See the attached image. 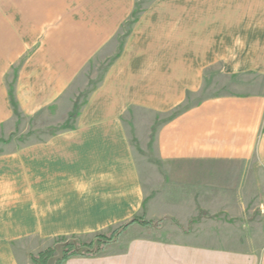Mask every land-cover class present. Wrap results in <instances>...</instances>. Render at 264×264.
Here are the masks:
<instances>
[{"label":"crops","instance_id":"1","mask_svg":"<svg viewBox=\"0 0 264 264\" xmlns=\"http://www.w3.org/2000/svg\"><path fill=\"white\" fill-rule=\"evenodd\" d=\"M96 59L108 62L89 88ZM215 69L235 90L187 106ZM248 76L264 78V0H0V139L18 118L60 124L84 98L70 127L2 146L0 264L137 215L191 216L220 172L255 164L264 188V87L247 89ZM152 230L132 224L102 255L62 264H264V246Z\"/></svg>","mask_w":264,"mask_h":264},{"label":"rangeland","instance_id":"2","mask_svg":"<svg viewBox=\"0 0 264 264\" xmlns=\"http://www.w3.org/2000/svg\"><path fill=\"white\" fill-rule=\"evenodd\" d=\"M142 1L145 4L148 2V0ZM142 8L143 6L141 5L137 6L138 13L142 11ZM107 62H102L97 59L93 61L89 69V88H92L98 81ZM233 82L236 81L223 76L219 69L208 72L205 76L201 93L195 99L191 98L187 106L202 99L231 93L235 90V84ZM246 86L249 90H256L259 87L263 88L264 78H249L248 76L245 78ZM83 100L84 98L82 96H78L75 103L79 106ZM69 115L60 124H49L50 119L47 117H39V119L33 117L29 119L18 118V125L15 132L6 138L0 139V150L4 144L10 142L18 144L19 142L30 140H43L46 136L65 129L69 124L71 126L73 120H69ZM131 142L135 148L137 157L145 158L147 162L156 164L160 170L159 162L155 160L150 145L146 149H141L136 142ZM260 170L257 165L250 164L245 167L243 173L241 172V176L245 177V181L240 180L241 176L240 178L239 176H230L224 171L217 174V181L213 180L209 183L210 185L212 184L211 186H207L203 182L201 198L199 199V194L196 197V204L198 205L200 202L199 208L191 216L189 213L182 216L165 213L156 219H154L155 216L147 219L144 214L135 217L142 216L144 220L151 221L154 224L151 227L153 229L152 231L167 240L191 238L193 242L204 244L217 242V239L213 240L216 237L220 244H224L223 240L220 239L230 238L238 242V244L231 246L254 252L261 246H264V188L255 179ZM207 192L211 194L208 195ZM239 241L242 243H239ZM229 244L231 243L229 242Z\"/></svg>","mask_w":264,"mask_h":264},{"label":"trees","instance_id":"3","mask_svg":"<svg viewBox=\"0 0 264 264\" xmlns=\"http://www.w3.org/2000/svg\"><path fill=\"white\" fill-rule=\"evenodd\" d=\"M138 15V10L135 9L132 13V23ZM77 104H74L73 112L69 115V120H74L78 114ZM186 107L177 109L171 114L170 118L175 117ZM70 125V124H69ZM65 128H68L70 126ZM134 141V139L132 140ZM135 142V141H134ZM139 224L143 227H152L154 224L151 221L144 220L141 217H133L130 221L119 227L118 229L108 230L107 232L97 233L92 238L87 240L78 237L59 238L52 247L39 251L36 255H30V260L33 264H46L47 260L58 254V251L62 254V259L54 262V264H62L65 260L71 257H97L103 254L105 247L116 241L119 235L130 225ZM55 246L58 249H55Z\"/></svg>","mask_w":264,"mask_h":264},{"label":"water","instance_id":"4","mask_svg":"<svg viewBox=\"0 0 264 264\" xmlns=\"http://www.w3.org/2000/svg\"><path fill=\"white\" fill-rule=\"evenodd\" d=\"M55 249L57 250L58 247L55 246ZM62 259V254L58 251V254L56 256H53L51 258H49L46 262V264H54V262L61 260Z\"/></svg>","mask_w":264,"mask_h":264}]
</instances>
